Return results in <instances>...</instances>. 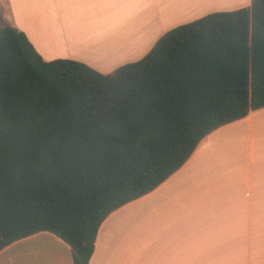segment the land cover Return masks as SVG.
Here are the masks:
<instances>
[{
  "label": "trees",
  "instance_id": "1",
  "mask_svg": "<svg viewBox=\"0 0 264 264\" xmlns=\"http://www.w3.org/2000/svg\"><path fill=\"white\" fill-rule=\"evenodd\" d=\"M263 108L264 0L175 28L108 75L0 28V251L48 232L89 264L111 213Z\"/></svg>",
  "mask_w": 264,
  "mask_h": 264
},
{
  "label": "crops",
  "instance_id": "2",
  "mask_svg": "<svg viewBox=\"0 0 264 264\" xmlns=\"http://www.w3.org/2000/svg\"><path fill=\"white\" fill-rule=\"evenodd\" d=\"M251 0H0V28L22 32L45 62L102 75L144 58L167 32ZM0 264H74L41 232ZM89 264H264V108L206 136L151 193L111 213Z\"/></svg>",
  "mask_w": 264,
  "mask_h": 264
},
{
  "label": "rangeland",
  "instance_id": "3",
  "mask_svg": "<svg viewBox=\"0 0 264 264\" xmlns=\"http://www.w3.org/2000/svg\"><path fill=\"white\" fill-rule=\"evenodd\" d=\"M0 9H4V7L0 6Z\"/></svg>",
  "mask_w": 264,
  "mask_h": 264
}]
</instances>
